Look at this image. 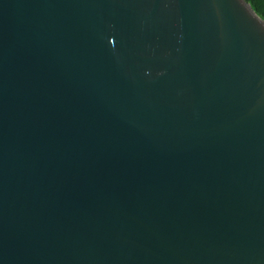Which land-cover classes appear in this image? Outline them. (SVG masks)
<instances>
[{"label":"water","instance_id":"obj_1","mask_svg":"<svg viewBox=\"0 0 264 264\" xmlns=\"http://www.w3.org/2000/svg\"><path fill=\"white\" fill-rule=\"evenodd\" d=\"M0 264H264L251 2L0 0Z\"/></svg>","mask_w":264,"mask_h":264},{"label":"trees","instance_id":"obj_2","mask_svg":"<svg viewBox=\"0 0 264 264\" xmlns=\"http://www.w3.org/2000/svg\"><path fill=\"white\" fill-rule=\"evenodd\" d=\"M252 3L254 9L264 19V0H248Z\"/></svg>","mask_w":264,"mask_h":264}]
</instances>
